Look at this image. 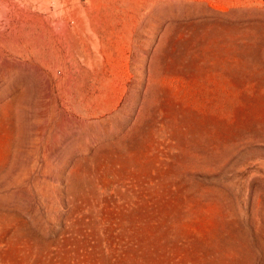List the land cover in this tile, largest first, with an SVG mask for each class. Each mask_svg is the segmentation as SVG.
<instances>
[{"label": "rangeland", "instance_id": "rangeland-1", "mask_svg": "<svg viewBox=\"0 0 264 264\" xmlns=\"http://www.w3.org/2000/svg\"><path fill=\"white\" fill-rule=\"evenodd\" d=\"M0 264H264V0H0Z\"/></svg>", "mask_w": 264, "mask_h": 264}]
</instances>
